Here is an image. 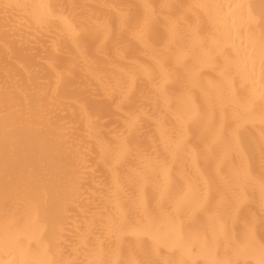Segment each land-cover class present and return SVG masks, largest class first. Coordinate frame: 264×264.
<instances>
[{"label":"bare ground","instance_id":"bare-ground-1","mask_svg":"<svg viewBox=\"0 0 264 264\" xmlns=\"http://www.w3.org/2000/svg\"><path fill=\"white\" fill-rule=\"evenodd\" d=\"M0 264H264V0H0Z\"/></svg>","mask_w":264,"mask_h":264}]
</instances>
